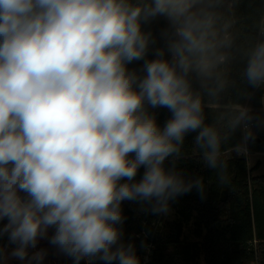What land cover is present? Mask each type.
Instances as JSON below:
<instances>
[{"label":"clouds","instance_id":"1","mask_svg":"<svg viewBox=\"0 0 264 264\" xmlns=\"http://www.w3.org/2000/svg\"><path fill=\"white\" fill-rule=\"evenodd\" d=\"M242 3L0 0V238L15 245L0 247V264H43L47 249L29 254L40 240L74 264H141L123 240L122 202L167 214L193 189L205 197L204 179L176 166L189 132L204 166L229 183L225 149L247 156L264 126V108L235 98L237 64L264 89V8L246 17ZM160 18L164 46L153 47L144 25ZM158 107L172 114L162 128L149 111Z\"/></svg>","mask_w":264,"mask_h":264},{"label":"trees","instance_id":"2","mask_svg":"<svg viewBox=\"0 0 264 264\" xmlns=\"http://www.w3.org/2000/svg\"><path fill=\"white\" fill-rule=\"evenodd\" d=\"M264 8V0H244L240 12L244 16L255 15ZM166 26L163 18L144 25L156 39L153 47H163L161 30ZM148 58H153L150 50ZM143 61H134L129 68L139 69ZM241 64L233 69L236 80L235 98L240 103L251 106L255 111L262 109L264 89H254L239 77ZM246 94V95H245ZM213 107H217L213 105ZM154 112L157 123L162 128L171 118V112L164 107L149 109ZM206 123H211L214 113L205 108ZM256 138L249 141L248 151L255 155L264 151V126L254 129ZM197 132L185 136L183 151L185 156L176 162L178 169L188 177H202L206 185L205 197L193 189L170 201V211L174 219H165V214H152L136 202H122L123 214L126 216L123 225V240L133 242L141 264H197L201 257L203 264H264V162L263 172L254 175L259 163L248 168L245 156L235 155L231 148H226L224 158L229 162V183L221 185L215 171L204 166L198 150L194 146ZM241 132L237 130L232 143L240 140ZM172 165V158L165 161V167ZM143 167L138 170L136 179L143 175ZM192 220L196 241L183 238L185 225ZM7 221H0V227ZM0 247L12 250L15 245L8 242L7 235L0 238ZM149 252V253H147ZM7 264H12L7 262ZM50 264H53L50 262ZM62 264H74L71 257L65 256ZM80 264H87L81 260ZM94 264H106L96 260ZM112 264H118L117 261Z\"/></svg>","mask_w":264,"mask_h":264},{"label":"rangeland","instance_id":"3","mask_svg":"<svg viewBox=\"0 0 264 264\" xmlns=\"http://www.w3.org/2000/svg\"><path fill=\"white\" fill-rule=\"evenodd\" d=\"M262 108H264V105H262ZM224 158H228L230 157V155L227 154H223ZM248 160V168H253L256 163H259V169L257 171H255L254 175H260L263 172V162H264V156H260L258 154L255 155H251L249 157H247ZM175 215L173 211H169V213L165 214V219H174ZM193 223L192 220L185 225V228L183 230V238L187 241H196V237L194 235L193 232ZM51 231L49 232V234L51 235ZM47 249V256L45 257V260L43 261V264H50V262H52L53 264H62V261L65 257V255L59 253V251L52 245H50L48 243L47 240H40L37 244L36 249H30L29 250V254L31 255L33 252L38 251L39 249ZM12 250H7L8 253H10ZM149 253V252H147ZM7 262H11L12 264H27L26 261H20L18 259L15 258H10L8 259ZM197 264H203V261L201 259V257H199L197 259Z\"/></svg>","mask_w":264,"mask_h":264},{"label":"built area","instance_id":"4","mask_svg":"<svg viewBox=\"0 0 264 264\" xmlns=\"http://www.w3.org/2000/svg\"><path fill=\"white\" fill-rule=\"evenodd\" d=\"M252 154L248 151V155L247 156H245L246 158L247 157H249V156H251ZM258 155H260V156H264V151L262 152V153H259Z\"/></svg>","mask_w":264,"mask_h":264}]
</instances>
